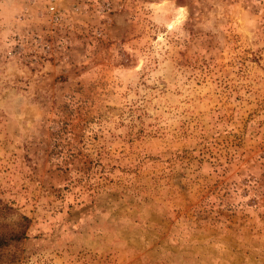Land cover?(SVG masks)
<instances>
[{
	"label": "rangeland",
	"instance_id": "374dc122",
	"mask_svg": "<svg viewBox=\"0 0 264 264\" xmlns=\"http://www.w3.org/2000/svg\"><path fill=\"white\" fill-rule=\"evenodd\" d=\"M0 200L16 264H264V0H0Z\"/></svg>",
	"mask_w": 264,
	"mask_h": 264
},
{
	"label": "trees",
	"instance_id": "16d2710c",
	"mask_svg": "<svg viewBox=\"0 0 264 264\" xmlns=\"http://www.w3.org/2000/svg\"><path fill=\"white\" fill-rule=\"evenodd\" d=\"M12 208L0 200V217H6ZM30 219L27 216H21L16 228H10L0 223V264H16L18 257L11 254L10 249L23 240L27 239V228H29Z\"/></svg>",
	"mask_w": 264,
	"mask_h": 264
}]
</instances>
